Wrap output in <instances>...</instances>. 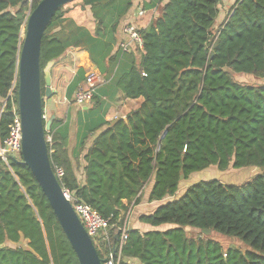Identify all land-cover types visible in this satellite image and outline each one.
<instances>
[{
    "label": "trees",
    "instance_id": "obj_1",
    "mask_svg": "<svg viewBox=\"0 0 264 264\" xmlns=\"http://www.w3.org/2000/svg\"><path fill=\"white\" fill-rule=\"evenodd\" d=\"M40 1L33 0L32 9ZM75 1V10H63ZM219 3L167 0L140 30L143 48L132 53L123 72L124 54L111 53L131 0H73L56 11L44 32L39 62L43 97L44 67L73 47L86 51L99 69L111 63L110 82L125 99H141L124 119L107 121L103 104L93 95L90 110L78 119L72 151L74 159L84 152L81 180L65 150L68 135L60 121H52L45 133L51 137L52 169L63 170L57 177L63 190L111 226L108 243L96 246L101 259L117 245L125 215L140 204L151 183L147 202L159 204L137 222L171 227H129L118 264H264V84L243 85L228 72L264 79V0H236L213 31ZM27 13V0H0V143L17 104L20 32ZM83 75L78 69L68 91L84 82ZM212 166L259 170L241 185L199 181L176 196L182 181ZM9 167L0 160V264H78L21 157L11 158ZM185 228L236 238L250 250H224L210 239H189ZM21 240L25 248L9 245Z\"/></svg>",
    "mask_w": 264,
    "mask_h": 264
},
{
    "label": "water",
    "instance_id": "obj_2",
    "mask_svg": "<svg viewBox=\"0 0 264 264\" xmlns=\"http://www.w3.org/2000/svg\"><path fill=\"white\" fill-rule=\"evenodd\" d=\"M71 1L73 0H41L27 15L22 28L16 91L21 122L20 157L21 163L30 170L47 198L63 234L76 255L78 264H102L103 259L100 258L93 241L82 226L70 201L64 196V190L50 163L45 136L53 120L43 119V99L51 97L52 94L49 68L53 61L48 62L42 71L45 82L43 97L39 65L41 42L56 11ZM180 178L183 179V176ZM201 232L204 235L211 233L210 230ZM115 239H118V234Z\"/></svg>",
    "mask_w": 264,
    "mask_h": 264
},
{
    "label": "crops",
    "instance_id": "obj_3",
    "mask_svg": "<svg viewBox=\"0 0 264 264\" xmlns=\"http://www.w3.org/2000/svg\"><path fill=\"white\" fill-rule=\"evenodd\" d=\"M166 2L167 0H131V7L122 17L118 26L116 43L113 47L111 55L119 50V43L126 39V36L123 34L124 26L131 24L139 30L147 28L151 21L159 15L161 8ZM220 3L218 6L219 13L212 28L213 31L218 30L219 26H221V24L226 20L231 8L230 7L228 9L224 6L225 0H220ZM139 11H144V14L139 15ZM132 53H134V51ZM122 58L123 56H121V59ZM121 59L119 57V60ZM127 60L130 63V59L127 58ZM110 68L109 62H105V64L99 69L91 62L86 51L81 48L78 49L73 47L67 49L62 57L54 60L49 68L52 94L51 97L46 100L47 103L43 101V112L47 120L53 118L52 121L57 123L60 121V124L62 125L61 128L65 129V132H67L68 138L65 150L68 153V157L72 164H76V177L79 180L83 179L82 167L84 166V162L82 157L84 152L80 154L78 159H74V156L72 155L79 130L78 119H80V114L84 115L90 110L94 101L80 107L74 103V93L77 88L83 84V82L71 92L68 90H70L69 86L74 80L78 69H83L84 78L90 72L99 73L105 78V82L103 84L107 83V85L102 86L99 89L100 96L95 93L94 96H96L103 104V107L106 110L105 119L107 121H113L118 118L124 119L130 111L134 110L138 106L137 100L125 99L122 93L115 88L113 82H110ZM107 100H109V102H106ZM45 107L47 108V113L45 111ZM83 115L84 124L86 123V119ZM92 139L93 137L89 138L85 145L86 148L90 145ZM150 187H148V191Z\"/></svg>",
    "mask_w": 264,
    "mask_h": 264
},
{
    "label": "built area",
    "instance_id": "obj_4",
    "mask_svg": "<svg viewBox=\"0 0 264 264\" xmlns=\"http://www.w3.org/2000/svg\"><path fill=\"white\" fill-rule=\"evenodd\" d=\"M27 2L28 15L32 10L33 0H27ZM138 14L142 15L144 14V11H139ZM123 34L126 36V39L119 43V50L123 54L132 53L135 50H142L143 39L138 28H136L134 25L128 24L123 27ZM104 82V78L99 73H88L84 78L83 84L79 86L74 93V103L79 107L89 104L92 101L95 89ZM14 86L15 84L12 85L9 96L12 95ZM11 113L12 122L8 126L7 137L2 143H0V160L6 164L9 170H11L9 167V160L11 158L19 157L21 150V122L17 104L12 106ZM43 119L44 121L46 119L44 112ZM46 140L47 142H50L51 137L47 136ZM55 175L56 177H61L63 175V170L61 168H56ZM64 196L70 201L74 212L78 216L82 226L93 241L95 247L97 246L99 249H101L99 244L100 241L108 243L110 236L109 228L111 226L109 225L108 220L102 218L89 205L74 201L69 193L65 190ZM127 230L128 228L126 226H121L118 228V243L117 245L108 248V252L105 254L102 264H118L121 248L127 239Z\"/></svg>",
    "mask_w": 264,
    "mask_h": 264
},
{
    "label": "rangeland",
    "instance_id": "obj_5",
    "mask_svg": "<svg viewBox=\"0 0 264 264\" xmlns=\"http://www.w3.org/2000/svg\"><path fill=\"white\" fill-rule=\"evenodd\" d=\"M227 1V2H226ZM236 0H225L224 6L227 7L228 9L230 7H232L234 5ZM79 5V2L75 1L72 2L70 4H68L67 6L63 7V10L66 9H70L69 7H74L73 9L75 10L76 6ZM221 5V3H220ZM219 6V5H218ZM89 13H87L86 17L89 18ZM222 15V14H221ZM220 15V16H221ZM23 38V30H21V39ZM130 57H133L132 53H125L123 55V62L120 66V72H123L125 70H127L130 67V63L128 62L127 58L129 59ZM119 72V74H120ZM228 72L231 74L232 78L243 84V85H261L264 84V79H260L254 75H248V74H237V73H233L231 71L228 70ZM103 77V76H102ZM104 78V77H103ZM105 79V78H104ZM107 83L100 85L99 87H97L94 91V93L98 96H100L99 94V89L102 86H106ZM48 98L43 99V101H45V103H47ZM106 100V99H105ZM106 102H109V100H107ZM137 105H139V103L141 102V99L137 100ZM47 108L45 107V111L47 113ZM47 117V114H46ZM45 121H47V119H45ZM258 171L256 170V168H241V169H233L231 167H228L227 170L225 171H220L217 169L216 166H212L209 167L206 170H202L199 172H195L193 174H191L189 176V178L187 180H184L181 182V186H180V190L177 193L176 196L180 195L184 189L186 187H188L189 185H192L196 182L199 181H206V180H211V179H215L217 181H219L222 184H226V185H241L247 181H249L253 176H255V174ZM151 183L147 186L150 187ZM147 190L148 188H145V190L143 191V195H142V200L140 202V204L138 206H131L129 212L125 215L124 221L122 223V226H126L127 228L129 227H133V226H139V228L143 231V230H164L167 228H170V225H162L158 228H151L150 226L147 225H141L140 223L137 222V218L140 214L143 213H150L159 203H148L147 202ZM175 196V197H176ZM172 198H166L164 201L166 200H171ZM144 227V229H143ZM185 233L187 238L189 239H193V240H213L215 242H217L218 244H220L222 246V248L225 250L229 247H236L238 249H240L242 252L246 251V250H250V247L247 246L246 244L242 243L240 240L236 239V238H231V237H226V236H222L219 234H216L214 232H211L209 235H204L201 231L198 230H194L191 228H185ZM13 247H22L25 248L26 247V241L25 240H21L18 244H9Z\"/></svg>",
    "mask_w": 264,
    "mask_h": 264
}]
</instances>
